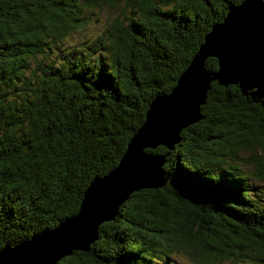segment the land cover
Masks as SVG:
<instances>
[{
    "label": "trees",
    "instance_id": "16d2710c",
    "mask_svg": "<svg viewBox=\"0 0 264 264\" xmlns=\"http://www.w3.org/2000/svg\"><path fill=\"white\" fill-rule=\"evenodd\" d=\"M241 2L0 0V250L77 213ZM200 112L172 150L147 149L165 154V185L132 192L57 264H264V105L213 81Z\"/></svg>",
    "mask_w": 264,
    "mask_h": 264
},
{
    "label": "water",
    "instance_id": "95a60500",
    "mask_svg": "<svg viewBox=\"0 0 264 264\" xmlns=\"http://www.w3.org/2000/svg\"><path fill=\"white\" fill-rule=\"evenodd\" d=\"M208 57L218 68L209 71ZM237 85L243 95L264 105V0H242L204 36L197 52L168 93L149 103L145 120L132 135L119 163L86 187L76 214L54 229L0 250V264H57L73 251H88L98 227L113 220L134 191L165 185V154L147 149L162 145L172 150L180 132L202 118L211 83Z\"/></svg>",
    "mask_w": 264,
    "mask_h": 264
},
{
    "label": "rangeland",
    "instance_id": "374dc122",
    "mask_svg": "<svg viewBox=\"0 0 264 264\" xmlns=\"http://www.w3.org/2000/svg\"><path fill=\"white\" fill-rule=\"evenodd\" d=\"M102 16H105V14H103ZM98 28H100V26H98ZM86 31V33L87 34H89V33H93V32H98V30L97 29H94L93 27H89V28H86L85 29ZM242 154V157L245 159V158H247V159H249V157H250V153L249 152H244L243 151V153H241ZM250 166V165H249ZM184 258V257H183Z\"/></svg>",
    "mask_w": 264,
    "mask_h": 264
}]
</instances>
